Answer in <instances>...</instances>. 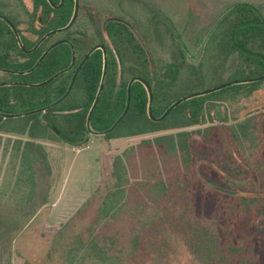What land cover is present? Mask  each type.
Returning <instances> with one entry per match:
<instances>
[{
    "label": "trees",
    "instance_id": "obj_1",
    "mask_svg": "<svg viewBox=\"0 0 264 264\" xmlns=\"http://www.w3.org/2000/svg\"><path fill=\"white\" fill-rule=\"evenodd\" d=\"M52 1L58 5L61 0ZM193 3V8L201 4ZM74 8L75 0H64L60 7L47 0H31L30 7L24 0H0V15L17 28L26 49L49 31L66 27ZM191 23L180 22L153 0H79L69 29L25 53L0 18V131L29 138L12 145L19 162L16 181L30 187L22 202L36 198V166L50 172L46 150L37 140L81 146L92 132L110 129L124 112L131 79L150 85L152 115L159 118L179 98L176 92L184 83L196 88L199 79L222 72L234 53L235 71L242 74L237 79L264 74L260 7L235 2L204 28ZM58 40L66 41L39 62ZM96 44L106 47L107 68L89 128L87 115L103 69L100 49L89 55L62 101L24 115L60 99ZM60 70L64 72L51 82L39 85ZM259 92H264V79L233 84L182 101L163 120L153 121L148 91L133 81L127 113L101 135L119 139L172 132L142 139L112 157L109 172L77 212L85 216L88 211V223L80 227L68 221L49 228L48 259L58 258L61 264H171L183 256V264H264V231L259 228L264 225V104L243 115L229 116L220 108ZM14 114L19 116L5 117ZM208 121L218 124L203 127ZM222 163L225 169L219 167ZM34 213L1 215L24 220Z\"/></svg>",
    "mask_w": 264,
    "mask_h": 264
},
{
    "label": "rangeland",
    "instance_id": "obj_2",
    "mask_svg": "<svg viewBox=\"0 0 264 264\" xmlns=\"http://www.w3.org/2000/svg\"><path fill=\"white\" fill-rule=\"evenodd\" d=\"M24 1L30 7L31 0ZM153 1L163 6L180 22L183 23L188 19L193 24L198 23L200 28L206 27L224 7L235 2H248L260 7L264 15V0H200L201 4L198 3L197 8H193L195 0ZM24 34L29 39H34ZM188 61L190 62V59ZM236 66L237 54L234 53L228 58L222 72L199 79L200 83L196 88H191L184 83L183 87L176 92L175 98L179 97L176 100L229 81L248 79H237L242 74L236 73ZM204 68L205 71H209L208 65ZM257 76L260 75L253 77ZM262 104H264V92H259L249 100L242 99L233 105L222 104L220 108L229 116H232V113L243 115L245 111L256 110ZM216 122L208 121L203 127L212 126ZM170 132L172 131L119 139H106L101 134H89L87 143L81 146H74L63 141L37 140L46 150L50 172L41 165L36 166V198L34 202L25 204L22 201L29 193L30 187L26 184L20 185L16 181L19 162L14 157L12 145L15 139L27 141L29 138L26 135L0 131V264H61L58 258L50 261L47 257L50 241L49 228L68 221H72L74 226L84 227L91 216L88 211L85 212V216L77 212L95 190L102 175L109 172L112 157L131 146H136L142 139ZM196 157L203 156L196 152ZM219 167L225 169L226 165L222 163ZM232 189L236 190L234 187ZM30 212L35 213L31 218L24 220L4 219L1 215L11 216L16 213L29 215ZM260 217H264V211H261ZM17 228L20 229L18 233H16ZM259 228L264 231L263 224H260ZM187 260V263H193L191 258ZM171 264H183V256L176 258Z\"/></svg>",
    "mask_w": 264,
    "mask_h": 264
},
{
    "label": "water",
    "instance_id": "obj_3",
    "mask_svg": "<svg viewBox=\"0 0 264 264\" xmlns=\"http://www.w3.org/2000/svg\"><path fill=\"white\" fill-rule=\"evenodd\" d=\"M48 1H49V3H50L52 6H54V7H60V6L62 5V3H63L64 0H61V1H60V4H59L58 6H55V5L53 4L52 0H48ZM78 9H79V0H75L74 13H73L72 18H71L70 22L68 23V25H67L66 27H64V28H61V29H56V30H51V31H49V32L46 33V34H45V35H44V36L38 41V43H36V45H35L34 47H32L31 49H26V48H25V46H24V44H23V41H22V38H21V36H20V34H19L17 28H16L15 26H13L12 23H11L7 18H4V17H2V16H0V17H2V18L7 22V24L10 25V27L12 28V30H13V32H14V34H15L17 40H18V43H19L20 47L22 48V50H23L25 53H29V52H31V51H34V50L37 48L39 42L42 41V40H43L44 38H46L47 36H50L51 34H54V33H57V32H63V31H65V30L69 29V28L72 26V24L74 23V21H75V19H76V17H77ZM60 42H62V41L55 42V43H53L48 49H46V50L44 51V53L41 55L39 62H40V61L46 56V54L49 52V50H50L52 47L56 46V45H57L58 43H60ZM97 49H101L102 52H103V69H102V76H101V80H100V85H99L98 91H97V93H96V96H95V99H94V101H93V104H92V106H91V108H90V110H89V112H88V115H87L86 126L89 128V122H90L91 116H92V114H93V111H94V109H95V107H96V105H97V103H98L99 96H100L101 90H102V88H103V81H104L105 74H106V68H107V56H106V48H105L104 45H95V46H93V47H92V48H91V49H90V50L84 55L83 59L81 60V62L78 64V66L76 67V69H75V71H74V74H73V76H72V79H71V82H70V84H69V87H68L67 91L65 92V94H64L60 99H58V100L55 101L54 103H52V104H50V105H47V106H45V107H43V108H40V109H36V110H32V111L26 112V113H24V115H31V114L38 113V112H44V111H46L48 108H50L51 106H54V105L58 104L60 101H62V100L68 95V93L70 92V90H71V88H72V86H73L74 80H75V78H76V75H77V73L79 72L80 68H81V67L83 66V64L86 62V60L88 59L89 55H90L92 52H94L95 50H97ZM74 54H75V52L73 51V55H74ZM74 63H75V57L73 56V58H72V62H71V67L74 65ZM63 72H64V70H60V71H58V72L55 73L52 77H50V78L47 79L46 81L41 82L39 85L42 86V85H44V84H46V83L51 82L55 77H57L59 74H61V73H63ZM262 79H264V74H263V75H260V76H257V77L248 78V79H241V80H233V81H229V82H226V83H224V84H221V85L216 86V87L211 88V89H207V90H204V91H201V92H197V93L189 94V95H187V96H185V97H182V98H180V99L174 101L173 104H172V105H171V106L165 111V113H164L161 117L156 118V117H154V116L152 115V111H151V103H152V100H153V96H152V90H151L150 85H149L145 80H143L142 78L135 77V78L131 79V81L129 82V85H128L127 102H126V107H125V109H124V112L122 113V115L118 118V120L114 123V125H113L110 129H108V130H106V131H103L101 134H105V133H108V132L112 131V130L118 125V123L122 120V118L125 116V114L127 113L128 109H129V105H130V99H131V94H130V91H131V84H132V82L135 81V80H139V81H141V82L145 85V87H146V89H147V91H148V94H149L148 113H149L150 118H151L153 121H161V120H163V119L168 115V113H169L173 108H175L177 105H179L182 101H185V100H187V99H189V98H192V97H195V96H199V95L208 94V93L214 92V91H216V90H219V89L225 88V87L230 86V85H233V84L245 83V82H256V81H259V80H262ZM0 85H1V83H0ZM18 116H19V114L5 115V117H18ZM92 134H95V133L92 132Z\"/></svg>",
    "mask_w": 264,
    "mask_h": 264
},
{
    "label": "flooded vegetation",
    "instance_id": "obj_4",
    "mask_svg": "<svg viewBox=\"0 0 264 264\" xmlns=\"http://www.w3.org/2000/svg\"><path fill=\"white\" fill-rule=\"evenodd\" d=\"M48 1V0H47ZM49 2V1H48ZM53 2V1H52ZM54 4V3H53ZM59 4H60V2H59ZM58 4V5H59ZM55 6H58V5H56V4H54ZM54 7V6H53ZM0 16H2V17H4L3 15H0ZM2 17H0V18H2ZM4 18H6V17H4ZM3 19V18H2ZM5 21V20H4ZM7 23V22H6ZM58 33V32H57ZM58 41H66V40H58ZM58 41H56V42H58ZM96 45H103V44H96ZM95 46V45H94ZM105 46V45H104ZM93 47V46H92ZM91 47V48H92ZM106 48V47H105ZM101 50V49H100ZM107 51V50H106ZM78 66V65H77ZM73 67V66H72Z\"/></svg>",
    "mask_w": 264,
    "mask_h": 264
}]
</instances>
